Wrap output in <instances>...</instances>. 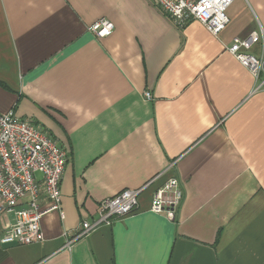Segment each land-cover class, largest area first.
<instances>
[{"label":"crops","instance_id":"crops-1","mask_svg":"<svg viewBox=\"0 0 264 264\" xmlns=\"http://www.w3.org/2000/svg\"><path fill=\"white\" fill-rule=\"evenodd\" d=\"M226 13L214 36L150 0H0V113L40 126L67 158L44 241L0 243V264H264V75L227 51L264 34V0ZM99 19L114 26L103 39L88 31ZM160 174L134 213L65 249L103 200ZM172 176L182 201L168 219L149 208ZM12 223L0 215V239Z\"/></svg>","mask_w":264,"mask_h":264},{"label":"built area","instance_id":"built-area-1","mask_svg":"<svg viewBox=\"0 0 264 264\" xmlns=\"http://www.w3.org/2000/svg\"><path fill=\"white\" fill-rule=\"evenodd\" d=\"M150 1L178 28L196 21L217 36L229 24L226 11L234 0ZM88 31L103 39L113 33L114 26L107 19H99ZM254 45L262 46L259 56L250 53ZM227 51L256 81L264 75V34L252 32L244 39L235 38ZM259 84L256 90L264 88V77ZM143 98L151 101L150 93L144 92ZM66 161L65 150L40 126L15 116L12 110L0 113V215L13 216V223L1 236V244L26 246L44 241L40 222L46 214L60 211V182ZM171 168L172 165L167 170ZM160 177L161 174L155 176L140 189L124 190L103 200L94 220L83 221L77 230L65 233L64 237L68 238L65 249L97 228L110 226L134 213L139 195ZM181 201V188L172 176L153 192L149 210L174 219Z\"/></svg>","mask_w":264,"mask_h":264},{"label":"rangeland","instance_id":"rangeland-1","mask_svg":"<svg viewBox=\"0 0 264 264\" xmlns=\"http://www.w3.org/2000/svg\"><path fill=\"white\" fill-rule=\"evenodd\" d=\"M39 174H37V176H38Z\"/></svg>","mask_w":264,"mask_h":264}]
</instances>
